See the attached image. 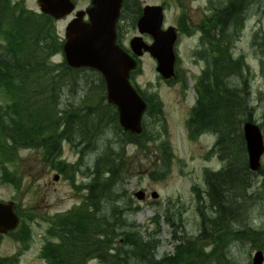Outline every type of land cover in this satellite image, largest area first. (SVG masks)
Returning <instances> with one entry per match:
<instances>
[{"label":"trees","instance_id":"16d2710c","mask_svg":"<svg viewBox=\"0 0 264 264\" xmlns=\"http://www.w3.org/2000/svg\"><path fill=\"white\" fill-rule=\"evenodd\" d=\"M246 2H220L211 30L203 33L208 41V48L202 52L207 67L197 85V105L189 118L190 134L193 138L201 131L215 133L214 149L224 165L216 172L205 173L212 213L199 210L202 228L198 236L184 240L173 233V238L178 239L173 254L156 260V242L152 238L144 240L135 225L125 219L118 205L124 195L116 190L113 192L110 187L119 179V166L98 157L94 163L97 172L85 197L86 204L55 215L45 229L47 237L40 256L46 264H85L86 259L92 258L101 264H206L212 260L223 264L222 261L227 262L224 249L228 243L237 240L253 243L261 237V232L255 229H234L232 226L233 221H239V200L250 198L251 177L254 176L247 167L241 132L242 123L252 120L248 108V77L244 75L241 60L233 57L230 34L240 30L242 19L233 21V29L227 22L230 13L242 10ZM62 44L55 21L48 15L23 6L5 12L0 9V163L2 180L15 186L19 185V180L14 172L6 170L4 162L15 160L19 149H41L42 161L60 170L64 168L57 157L63 140L87 148L107 128L119 129L114 108L102 102L105 99L103 80L98 77L99 82L94 84L93 80L86 79L81 84L79 72L84 69H72L64 60H51L62 52ZM256 45L264 54V36ZM85 73L93 75L88 70ZM232 79L240 80L242 87L232 84ZM94 87L98 89L94 96L86 92L79 97L80 91L86 88L90 91ZM65 97L70 99L68 103L66 99V105L61 108L59 102ZM72 99L80 104H74ZM203 121L204 128L197 125ZM122 134L142 146L140 139L144 134ZM159 147L163 153V142ZM168 149L164 150L166 156L170 153ZM105 172L107 176L103 175ZM259 173L263 175V183L258 194L264 198V170ZM107 200L112 202L109 207L103 205ZM99 206L106 210L102 215L106 228L103 233L91 235L86 230L94 231L91 228L96 226L95 210ZM169 222L174 225L172 220ZM206 224L211 225V229ZM22 229L26 241L30 228L23 219ZM256 237L259 238L253 240ZM206 239L212 244L209 253L203 247Z\"/></svg>","mask_w":264,"mask_h":264},{"label":"rangeland","instance_id":"374dc122","mask_svg":"<svg viewBox=\"0 0 264 264\" xmlns=\"http://www.w3.org/2000/svg\"><path fill=\"white\" fill-rule=\"evenodd\" d=\"M17 1V0H11ZM140 3H154L157 0H139ZM208 0H187V14L190 15V22L196 26L203 16V8ZM224 3V0H216ZM24 6L28 9L39 11L36 0H22ZM88 0H79V8H84ZM214 18L216 20L217 7L213 8ZM126 18L119 21L120 41L127 43L133 35L137 34L135 27L132 26L130 15L132 8L126 10ZM174 9L170 7L167 11V22L173 19ZM71 15L56 21V27L61 37L64 36L65 26L70 20ZM242 18V26L238 32H232L233 55L241 60L244 75L249 76V100L248 108L253 113L252 119L258 124H262L264 131V77L261 75V69L264 72V54L256 47L257 41L261 42L264 35V0H247L242 10L230 13L227 20L228 25L233 29L232 23L236 19ZM193 26V27H194ZM199 48V34L194 32L191 36H182L181 42L177 47L179 55L178 73L180 78L175 83L165 84L158 77L155 70L154 61L147 56L140 59V71L135 75L134 81L139 88L147 95L156 93L162 103L163 115L157 117H148L144 115V125L148 132L140 139L142 146H137L130 139L124 138L115 126L107 128L104 134L96 136L87 148H83L78 155L70 143L62 144L63 161L67 164L78 165L82 169L92 168L95 159L98 157L106 161L113 159L117 166L124 173L122 176L123 187L125 190L122 203L127 204L131 201L132 207H137L135 211L127 210L125 219L135 225L136 230L144 240L153 239L156 242L154 258L158 260L164 254H173L176 240L172 239L173 231L178 238L196 237L201 231V217L196 210V201L192 185H197L203 190V170H217L221 167V162L217 159L218 154L208 155L210 147L217 139L212 131H201L195 137H189V131L186 124L188 117L191 116V107L195 105L198 94L196 93L194 83L197 76L206 68L204 61L194 57V50ZM62 55H54L53 62H58ZM262 65V66H261ZM81 84L85 81H94L97 84V74L87 75L85 71L79 72ZM242 87L240 80L232 79V84ZM182 85L184 88H182ZM97 88L90 91L88 88L78 93L79 97L86 92L91 96L96 94ZM65 97L59 102L62 106L66 105ZM72 99L74 104H80L79 101ZM64 101V102H63ZM71 101V102H72ZM103 102V101H102ZM159 115V114H158ZM200 127L205 126L204 121L197 124ZM202 130V129H201ZM152 134V136L150 135ZM218 133V132H217ZM219 134V133H218ZM167 144L170 149V162L165 174L155 177L150 175L152 171H157L163 164L160 158V141ZM81 148V146H80ZM79 148V149H80ZM41 149H20L16 154L15 160L5 164L6 170L16 169L20 177V186L15 189L10 183H3L0 180V200L15 202L17 211L22 214V219L30 228V239L26 242H16L13 237H6L0 240V257H9L16 253L19 248L22 253L18 264H44L45 260L40 256V248L43 244V232L46 222L53 215L67 212L76 207L81 201V194L87 192L74 190L72 185L76 183H86L88 177H84L76 166H71V172L75 174L73 180L66 179L55 169H50V165L44 163L41 158ZM264 168V155L261 159ZM161 164V166H160ZM57 175V179L54 177ZM59 176V177H58ZM87 176V175H85ZM1 177V170H0ZM249 196L246 200H239L240 217L239 221H233L234 229H255L261 232V237H256L253 243L246 240H237L228 243L224 249L227 256V262L223 264H250L253 251L257 248H264V198L258 194L257 189L263 183V177L256 175L252 177ZM144 189L147 197L143 200H137L134 193ZM156 191L158 198L150 197V192ZM236 191H233L235 194ZM231 194V192H227ZM112 204L107 200L103 205L109 207ZM205 206V204L202 203ZM205 208V209H204ZM97 207L95 210L96 226L91 228L93 232H102L106 227L103 226V213L105 207ZM206 214H211L210 208L202 207ZM172 220L174 225L169 224ZM211 229V225L206 224ZM46 234V233H45ZM121 243V239H116ZM204 249L207 253L212 251L210 240H203ZM25 243L28 246H25ZM24 244V246H22ZM264 250V249H263ZM85 264H101L98 259H86ZM216 264V261H211Z\"/></svg>","mask_w":264,"mask_h":264},{"label":"water","instance_id":"95a60500","mask_svg":"<svg viewBox=\"0 0 264 264\" xmlns=\"http://www.w3.org/2000/svg\"><path fill=\"white\" fill-rule=\"evenodd\" d=\"M122 0H91L86 10L88 21L83 20L85 12H78L65 29L63 53L71 67H92L99 70L106 83L107 100L116 106L119 123L125 130L140 132V117L145 103L129 82V72L135 67V60L116 44L115 23L119 15ZM41 11L54 18L68 15L73 8L69 0H38ZM154 8L145 7L137 22L140 33H149L154 37L152 45L147 46L140 37L130 41L134 53L141 55L143 50L156 57L157 70L164 78L172 75L173 53L171 39H163L159 32L160 15L153 13ZM158 17V18H157ZM167 45V46H166ZM243 135L251 170L260 167V156L264 144L260 129L252 123L243 125ZM136 196L141 199L142 192ZM152 196H155L153 193ZM18 219L13 203H0V232H6L17 225ZM263 255L257 251L252 264H261Z\"/></svg>","mask_w":264,"mask_h":264},{"label":"flooded vegetation","instance_id":"af4514ba","mask_svg":"<svg viewBox=\"0 0 264 264\" xmlns=\"http://www.w3.org/2000/svg\"><path fill=\"white\" fill-rule=\"evenodd\" d=\"M153 4L155 5H160L162 7V10H165V5H164V0H157L156 2H154ZM174 26L176 27L177 31L180 29V25H179V21L176 20V18H174L173 20ZM170 25V24H169ZM168 26V25H167ZM146 39L149 40V37L146 36Z\"/></svg>","mask_w":264,"mask_h":264}]
</instances>
